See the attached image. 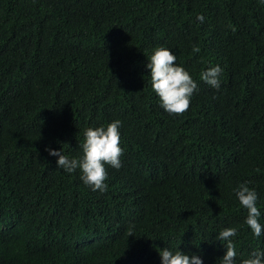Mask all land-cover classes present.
<instances>
[{"label": "trees", "instance_id": "16d2710c", "mask_svg": "<svg viewBox=\"0 0 264 264\" xmlns=\"http://www.w3.org/2000/svg\"><path fill=\"white\" fill-rule=\"evenodd\" d=\"M159 47L198 85L183 114L153 91ZM217 65L218 90L201 79ZM117 120L104 193L46 151L80 158L85 129ZM241 184L264 226V0H0V264H220L233 227L242 264L264 231Z\"/></svg>", "mask_w": 264, "mask_h": 264}, {"label": "clouds", "instance_id": "9594fccd", "mask_svg": "<svg viewBox=\"0 0 264 264\" xmlns=\"http://www.w3.org/2000/svg\"><path fill=\"white\" fill-rule=\"evenodd\" d=\"M203 22L204 17H197ZM193 52L199 53L200 48L193 46ZM177 57L167 48L155 49L154 55L149 59L147 68L151 70V83L153 91L161 100V106L170 114H183L190 106L192 95L198 90V85L192 79L190 73L183 67L176 65ZM220 66L211 67L201 72V79L215 89L221 86ZM121 121L110 123L105 128L89 127L84 131V142L80 145L83 155L80 158H69L63 151L46 149L49 155L58 157L57 166L67 173H74L79 169L82 173L81 180L92 191L104 193L108 190L106 165L119 170L122 167L121 156L123 150L120 147L121 136L119 129ZM236 196L240 204L247 209L246 224L256 237H260L264 226L259 223L261 216L257 207L258 194L250 189L247 184H241L236 189ZM237 235L236 228H226L220 231L216 239L222 243L227 251L220 264H235L237 256L233 238ZM129 236H132L129 229ZM162 264H203L198 255H186L177 250L171 251L165 248L159 252ZM242 264H264V251H254L249 258L243 259Z\"/></svg>", "mask_w": 264, "mask_h": 264}]
</instances>
